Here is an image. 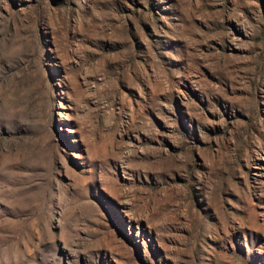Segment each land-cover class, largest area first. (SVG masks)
Returning <instances> with one entry per match:
<instances>
[{
    "label": "rangeland",
    "instance_id": "obj_1",
    "mask_svg": "<svg viewBox=\"0 0 264 264\" xmlns=\"http://www.w3.org/2000/svg\"><path fill=\"white\" fill-rule=\"evenodd\" d=\"M0 264H264V0H0Z\"/></svg>",
    "mask_w": 264,
    "mask_h": 264
}]
</instances>
